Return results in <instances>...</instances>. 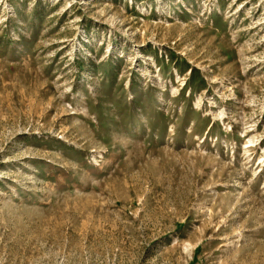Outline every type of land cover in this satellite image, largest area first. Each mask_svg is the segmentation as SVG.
Here are the masks:
<instances>
[{
    "label": "rangeland",
    "instance_id": "374dc122",
    "mask_svg": "<svg viewBox=\"0 0 264 264\" xmlns=\"http://www.w3.org/2000/svg\"><path fill=\"white\" fill-rule=\"evenodd\" d=\"M0 264H264V0H0Z\"/></svg>",
    "mask_w": 264,
    "mask_h": 264
}]
</instances>
